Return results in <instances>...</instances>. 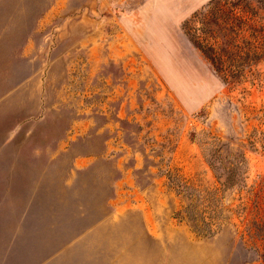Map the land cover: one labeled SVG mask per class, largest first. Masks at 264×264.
<instances>
[{"label": "rangeland", "instance_id": "rangeland-1", "mask_svg": "<svg viewBox=\"0 0 264 264\" xmlns=\"http://www.w3.org/2000/svg\"><path fill=\"white\" fill-rule=\"evenodd\" d=\"M210 1L0 0V264H264V63L215 73Z\"/></svg>", "mask_w": 264, "mask_h": 264}, {"label": "trees", "instance_id": "trees-1", "mask_svg": "<svg viewBox=\"0 0 264 264\" xmlns=\"http://www.w3.org/2000/svg\"><path fill=\"white\" fill-rule=\"evenodd\" d=\"M196 18L200 19L198 26L193 29L187 24V33L225 83L239 82L252 67L264 63V0H211ZM229 146L220 141L221 148ZM220 147L213 150L210 165L229 169L223 177L232 186L245 154L237 159L222 157ZM184 185L193 197L197 190Z\"/></svg>", "mask_w": 264, "mask_h": 264}]
</instances>
